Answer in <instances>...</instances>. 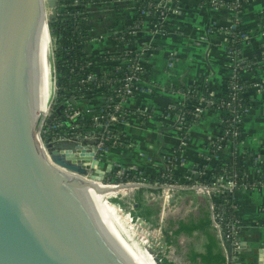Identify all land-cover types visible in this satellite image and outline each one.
Returning <instances> with one entry per match:
<instances>
[{"label":"crops","instance_id":"0c3cea01","mask_svg":"<svg viewBox=\"0 0 264 264\" xmlns=\"http://www.w3.org/2000/svg\"><path fill=\"white\" fill-rule=\"evenodd\" d=\"M223 1L158 0L164 7L159 17L163 29L154 26L158 14H146L138 0L85 4L84 24L90 38L81 44V50L91 70L104 73L109 69L112 61L105 52L114 55L135 50L141 53L149 77L140 80V90L122 102L127 116L115 124L121 140L102 155L97 151L99 167L109 168L106 176L137 170L153 186L143 187L140 200L144 207L136 209L134 202L135 212L165 233L168 250L175 253L170 261L176 264H220L219 257L225 258L224 264H264V188L247 187L264 177V0H240L233 8ZM137 15L142 19L130 26ZM235 26L242 30L236 53L240 51L250 67L243 72L249 81L245 90L249 108L242 117L236 146L224 136L219 113L211 109L183 129L174 109L184 96L172 89L173 85H195L199 92L210 89L220 95L224 79L232 74L226 57L229 40L236 38H229ZM123 29L130 39L116 41L115 33ZM107 99L100 91L91 95L86 107L80 108L81 118L93 117ZM68 125L62 129L64 134L86 143L96 140L86 122L78 126L70 121ZM234 158L244 165L243 184L231 191L238 246L226 250L213 225L210 203L225 198L213 193L211 186L225 182L227 173L221 171L215 182L207 184L210 197L195 187L206 185L198 177L203 178L218 159ZM164 167L172 171L167 199L162 194L164 178H160ZM192 223L203 226L178 230L181 224Z\"/></svg>","mask_w":264,"mask_h":264},{"label":"water","instance_id":"95a60500","mask_svg":"<svg viewBox=\"0 0 264 264\" xmlns=\"http://www.w3.org/2000/svg\"><path fill=\"white\" fill-rule=\"evenodd\" d=\"M57 4L47 0L48 24ZM43 6V0H0V264H146L96 209L89 190L153 186L107 181L96 141L63 146L39 133L37 109L52 88Z\"/></svg>","mask_w":264,"mask_h":264},{"label":"trees","instance_id":"16d2710c","mask_svg":"<svg viewBox=\"0 0 264 264\" xmlns=\"http://www.w3.org/2000/svg\"><path fill=\"white\" fill-rule=\"evenodd\" d=\"M93 0H57L58 14L57 16L49 21V28L53 38L54 48L52 50L53 53V77L56 83V89L54 94V101L52 102L50 114L46 118L43 129L41 131L42 137L52 136L55 133L62 135V129H66V126H69L67 123H64L60 115L64 113V109L68 103H71L74 109L77 110V115L72 118L71 121L76 125H83V122L93 125V118L83 120L81 118V107H86V102L89 97L95 94L97 91L103 92H112L111 86L114 84L115 79L119 78L121 74L125 71L121 60L123 58H128L132 56H136L139 53L129 52L127 54H120L115 56L116 62L111 63L109 69L104 73H95L89 67L85 55L81 50V44L90 38L89 28L84 24V18L86 15V7L85 4ZM158 0H138L139 7L148 15L154 16L156 14V6ZM208 3L209 0H201ZM225 3L228 0H224ZM142 19V15H137L134 21L130 26L135 25ZM235 34V40H229V47H233L239 49L238 47V37L242 33V30L239 26H235L233 30ZM116 41H128L129 33L126 32L125 29L115 33ZM235 61L239 63L238 68L242 69V73H236L235 77H228L224 79V89L220 95H215L210 92V89L204 92H199L195 85H173L172 89L176 91H180L184 98L183 100L176 106L174 109L178 115H181L180 121L182 123V128H186L189 124L198 121L203 114L196 116L193 113L194 104H199L201 98H205L207 100H211L210 106L213 108L212 110L217 111L221 118V129H227L228 132L224 134V136L228 139L238 140L237 136H232V113L229 112L230 108H237V110L243 111L245 108H249V101L246 97L245 90L249 84L248 79L244 76L245 71L250 70V67L247 65L248 61H244V58L241 57V52L238 51L236 55L233 56ZM243 58V59H242ZM247 62V63H246ZM241 66V67H240ZM141 80H148V68L144 63L141 67L140 71L135 72ZM125 81H122L115 88H124L123 84ZM233 83L240 85V88L233 89L231 86ZM140 87V86H139ZM170 87V86H169ZM168 87V88H169ZM235 92V97L233 93ZM136 94V93H135ZM134 94V95H135ZM72 96L75 99V103H72L68 100V97ZM107 101L111 102V98L108 97ZM103 107H101L98 112L102 113ZM108 110H114L113 102L109 103ZM126 109L122 106L116 110V113L120 115V117L125 120L126 119ZM56 122L62 123V127H57ZM242 122V118H241ZM241 122L237 124V128H240ZM111 133L115 136H120V132L117 131L115 127H110ZM182 129V130H183ZM112 138V137H111ZM116 144H119L115 142ZM112 144L110 142L104 144L102 148H100L99 153L103 154L104 150L108 149L109 145ZM215 147L217 143L214 144ZM225 171L227 173L228 178H232L230 173L235 172L236 177L235 180L237 184H240L242 181V175L244 172V165L234 158L232 160L222 161L218 159L214 166L205 174V176L198 177V179L206 184H211L217 180L219 177V173L221 171ZM130 175H120L111 174L108 179H112L114 181H126V180H142L133 179ZM257 179H264V177H258ZM152 181V179H149ZM144 188H136V200L137 203L136 209L143 208V202L140 199V194ZM219 192L223 189L219 188ZM232 198V192L228 190H224L222 192V196ZM232 199H226L224 203H215V209H222L224 211L225 219H236L235 209L231 205ZM235 200V199H233ZM211 201L215 202V199H211ZM144 217H146L144 215ZM203 226V223H192L188 225H180L178 230L190 231L196 228H200ZM161 256L155 255V259L158 261V258ZM204 258V256H203ZM206 258V257H205ZM206 260V259H205ZM220 264L225 263L224 257H219ZM160 264H176L165 257H161ZM206 262V261H205ZM207 264V263H206Z\"/></svg>","mask_w":264,"mask_h":264},{"label":"built area","instance_id":"2783aa9c","mask_svg":"<svg viewBox=\"0 0 264 264\" xmlns=\"http://www.w3.org/2000/svg\"><path fill=\"white\" fill-rule=\"evenodd\" d=\"M210 1L213 4H216V3H221L222 0H210ZM239 2H240V0H228L227 4H228V6L233 8V7H236L239 4ZM155 6L157 8L156 13L158 14V17H157L158 19L154 22V26L157 27V29H163L162 23L160 22L159 17L164 12V7H163V5H160L158 3H156ZM231 37H235V34L231 33L229 35V38H231ZM129 52L139 53L138 51L132 50V51H125V52L123 51V52H120V53L114 54V55L127 54ZM234 55H236V49L228 46L227 47V60H228L229 64L231 65V69H232L231 77H235L237 71L242 73V69L237 67L239 65V63L237 61H235V59L233 57ZM109 59H111L112 63L116 62L115 56L110 55ZM121 63L123 65V68L127 71H125L123 74H121L119 78L115 79L114 84L111 86V89H113V91L106 93V92H103L100 90V92L104 93L107 97L111 98V102H113V105H114V110H108V105L111 102L107 101L102 106L103 108H105V109H103L102 113H99L97 111V113H95L92 117L93 118V125L91 126V128L96 133L95 134V139H96L95 141L97 142V146L99 149L102 148L104 146V144L110 142V140H111L112 144H110L109 147H111L113 145H118L115 142L119 143L121 140V136H115L114 134L111 133V129H110V127H115V124L117 122L123 120L120 117V115H118L116 113V110L123 106L122 102L124 100H126L128 97L133 96L135 93H137L140 90L139 82L141 79L139 78V76L135 72L140 71L142 65L144 64V60L142 58L141 53H139L136 56L123 58L121 60ZM122 81H125L123 84L124 88H122V89L121 88H115ZM231 87L233 89H236L237 87L240 88V85L233 83ZM233 95L235 97V92L233 93ZM210 102H211V100L201 98L199 104H194L193 106H190V107H193L194 115L199 116L205 110H208V109L212 110L213 109L210 106ZM247 110H248V108H245L243 111L239 112L237 110V108H235V107L234 108L232 107L229 109V112L232 113V115H233L232 119H231V124H232L231 135L232 136L238 137L239 127L237 128V124H239V122H241V118L243 117V115L246 113ZM125 113L127 115V111H125ZM63 114L65 115V117L68 120H71L72 118H74L77 115V110L74 109L73 106H71V103H68L64 109ZM178 116L181 117V115H178ZM42 121H43V119H42ZM42 121H41L40 128H39L40 134H41V131L43 129L42 127L44 125V123ZM55 125L57 127H62V123H60V122H56ZM227 132H228L227 129L223 130V134H226ZM62 133H63V131H62ZM68 137H72V136L66 135L64 133L62 135L55 133L54 135L51 136V139L52 140H68ZM72 138H74V137H72ZM230 140L234 143L235 146L237 145V140H235V139H230ZM217 148H218V145H217ZM236 151H235V153H236ZM171 172L172 171L169 167H164L163 170L161 171V174H160V178H164L163 182L161 183V185L165 186L162 188V194L164 195V199H167V197L170 195L168 193V189H169V186L172 184V183H170V180L172 178ZM133 173H134L133 179H136V176H138V179L142 178V180H131V181H143V182H145L143 175H139V174L137 175L138 172H133ZM124 174H127V173L122 172V175H124ZM128 174L130 175L129 172H128ZM230 175L232 178L227 177V178H225V182L219 183L220 187L223 189L221 192H219V197H221L222 192H224V190L232 191L235 187H237L241 184V183L237 184V182L234 178V177H236L235 172H231ZM160 180L161 179H159V181ZM126 181H128V180H126ZM118 182H120V181H118ZM247 184H248L247 187H263L264 188V179H257L255 181L247 183ZM196 186H202V185L200 183H198ZM218 189H219V187H218ZM232 198H228V197H225L223 199L219 198V199H215V202L211 201V203H210L213 225H214V227H215V229L219 235V238L221 240L222 245L224 246V248L226 250L228 247H233V246L237 245V239L235 236L236 235V219H234V220L225 219L224 211L220 208L215 209V207H216L215 203L216 202L217 203H224L226 201V199H232ZM230 202H231L232 207H234V209H235V200L232 199ZM128 212L130 213L129 210H128ZM133 218L134 217L131 215V220ZM135 218L141 219L140 216H138V215H136ZM142 220H144V219H142ZM147 246H148V244H147ZM226 254L228 256L227 251H226ZM161 257L158 258V261H160ZM154 258H155V256H154Z\"/></svg>","mask_w":264,"mask_h":264},{"label":"rangeland","instance_id":"374dc122","mask_svg":"<svg viewBox=\"0 0 264 264\" xmlns=\"http://www.w3.org/2000/svg\"><path fill=\"white\" fill-rule=\"evenodd\" d=\"M51 38H52V35H51ZM52 40H53V38H52ZM53 48H54V45H53V41H52V50H53ZM107 55L110 58L111 54H108L107 52H105L106 57H107ZM112 56H116V55H112ZM52 58H53V53H52ZM109 60H111V59H109ZM52 63H53V59H52ZM53 87H54V91H53L52 98L50 100L49 109L47 110V112L45 113L44 116L41 114L42 115L41 120L43 119V121H42L43 123L45 122L46 118L49 116L51 105H52V102L54 101L53 99H54V94H55V89H56V83L54 81V77H53ZM202 114H203V112H202ZM76 140L82 141L79 139H76ZM60 143L63 146H68L71 144L69 141L67 142V140H61ZM136 171L137 170H131L129 173H133ZM123 173L128 174V172H123ZM127 174H124V175H127ZM120 175L122 176V172L118 173V176H120ZM131 175L133 177V174H131ZM107 177H109V176H107ZM107 181L117 182V181H114L112 179L110 180L108 178H107ZM128 181H131V180H128ZM121 182H126V181H121ZM201 185L202 186H196L195 188L201 189L200 192L201 191L206 192L207 195H209V197L212 196V194L210 192L209 185L208 186H207V184L206 185L201 184ZM216 186L221 188L219 184H214L211 186V190L213 189L214 190L213 193L215 191H217V194H219L218 187H217V189H214ZM142 195L143 194L141 192L140 197ZM221 197H222V195H221ZM135 200H136V193H135V190H132V189L131 190L125 189V190H121L119 192L107 194L104 197H102V196L100 197V202L103 201L106 205H109L110 207L115 206V205L118 206V210L121 212L122 216L123 217L125 216V218L130 219L129 220L130 224L132 226H134L133 228H135V230L138 231L139 235L142 236L141 239L145 240V248H146L147 252L150 253L153 258L155 255H158V256L166 257L167 259L169 258V260H173V256L175 253L173 252L172 249L168 250L169 249L168 245H169L170 241L166 237L165 233L161 229L158 228L157 224L150 225V223H148L145 219L144 220L146 222L143 221L142 217H140L141 219L135 218V216L138 215V213L135 212V206H134ZM128 210L130 211V214H128ZM131 215L134 217L133 220H131ZM147 244L149 247L147 246ZM154 260H155L156 264H160L159 262L156 261L155 258H154ZM181 264H188V262L184 261Z\"/></svg>","mask_w":264,"mask_h":264},{"label":"bare ground","instance_id":"6f19581e","mask_svg":"<svg viewBox=\"0 0 264 264\" xmlns=\"http://www.w3.org/2000/svg\"><path fill=\"white\" fill-rule=\"evenodd\" d=\"M43 21L40 26H42L45 30L46 34V42L48 46V51L51 60L52 66V88L47 100L46 105L43 108L37 109V113L39 115H45L47 110L49 109L50 100L53 95V65H52V38L51 32L48 24L47 14L49 12V7L47 5V0H43ZM68 141L71 143L70 146H75L77 144V140L72 137H68ZM67 141V142H68ZM97 183L99 181H96ZM99 184V183H98ZM106 187L112 188L115 187L113 184H108ZM90 189V188H89ZM131 190V189H129ZM95 195L96 202H97V210L107 219V221L127 240V242L132 246V248L136 251V253L145 261L146 264H156L154 258L151 256L150 253L147 252L145 248V240L141 239V235H139L138 231L133 228L129 222L130 219L123 217L121 212L117 209L118 206H109L106 205L103 201L100 202V197H104L107 194L116 192L115 190H110L105 194L96 193L94 190H89ZM128 214H130L128 212ZM133 220V219H132ZM144 221V220H143Z\"/></svg>","mask_w":264,"mask_h":264}]
</instances>
